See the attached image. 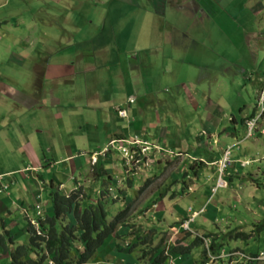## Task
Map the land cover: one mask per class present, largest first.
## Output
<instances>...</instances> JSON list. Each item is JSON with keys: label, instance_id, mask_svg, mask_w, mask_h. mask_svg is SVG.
Instances as JSON below:
<instances>
[{"label": "rangeland", "instance_id": "374dc122", "mask_svg": "<svg viewBox=\"0 0 264 264\" xmlns=\"http://www.w3.org/2000/svg\"><path fill=\"white\" fill-rule=\"evenodd\" d=\"M111 1L0 0V87H5L0 93L20 101L23 112L35 114L22 122L32 144L28 150L36 147L46 158L40 169L47 179L43 187L53 175L62 181L58 188L64 194L78 187L84 196L88 188L95 191L102 185L110 192L108 200L100 190L89 193L90 200L101 198L111 216L128 206L118 239L140 254L139 246L147 250L160 240L172 244L183 237L180 244L192 242L196 233L181 236L174 229L190 216L189 207L198 211L203 205V213L191 223L193 230L214 235L211 240L218 237L226 251L237 245L245 252L264 253V116L251 137H245L244 124V118L261 112L257 103L264 90V0H123L132 6L120 8L122 0H116L119 37L112 28L98 33L102 52L75 66L84 56L69 52L66 57L67 51L90 48L88 18L96 24L115 9ZM159 3L165 12L160 21L152 16ZM70 65L75 67L73 78ZM8 85L20 87L22 99L16 91L6 92ZM81 99L84 105L71 103ZM121 106L126 115L117 118ZM5 112L0 124L11 129L16 104L9 103ZM208 124L215 126V136L207 135ZM14 141L0 140V165L6 166L0 173L13 170L6 169L9 164L23 169L30 161L24 152L12 154ZM237 142L229 155L234 161L225 162L223 155L220 167L210 163L212 156L221 157ZM98 151L90 159L84 156L87 163L80 178L73 174L70 153ZM97 157L98 170L109 183L95 181L92 164ZM244 160L251 163L242 167ZM222 168L228 184L215 190ZM18 181L26 191V183ZM14 189L23 205L32 202L29 194ZM42 191L38 201L44 211L50 201ZM200 197L201 202H195ZM67 218L72 222L70 215ZM26 235L16 243L28 244ZM137 236H148L147 242H138ZM209 244L210 239L203 241L192 257L184 255L187 264L197 262ZM175 263L168 258L167 264Z\"/></svg>", "mask_w": 264, "mask_h": 264}, {"label": "crops", "instance_id": "0c3cea01", "mask_svg": "<svg viewBox=\"0 0 264 264\" xmlns=\"http://www.w3.org/2000/svg\"><path fill=\"white\" fill-rule=\"evenodd\" d=\"M120 1V0H117ZM131 1H123L121 3H119L117 6L123 7L124 5H128L130 4L132 6V4L130 3ZM160 2V1H159ZM100 3H103L100 1ZM111 3L114 5L113 8L115 7V9L113 11H109L107 12L106 16L104 15L101 16L102 21H104L105 23L102 25L101 22H99V19L97 21V23L95 24V20L91 21L90 18H88V26L91 27V33H92V41H90V48L87 46H85L86 51L85 52H81L80 50L75 49L74 51H67L66 57L68 56V53L71 52L72 54H78V53H82V55L84 56L82 59H80L78 61V63L76 62L77 65L75 66H80V61L83 62H87L89 61L91 58L94 57V55H96V53L99 54V52H102V48L98 45V43L96 42V38H97V34L98 33H103L104 31H108L112 28L111 32L113 33L114 30H116V34L119 37L118 31H119V24H120V19H119V14H120V10L119 8H116V0H112ZM160 3L157 6L158 9H154V14L152 15L154 18H156L157 20H161L163 17H165V12L162 11L160 8ZM97 17V16H96ZM94 18V17H93ZM98 18V17H97ZM108 18V22L107 19ZM148 19H144V23L143 26L145 25V27L147 28ZM133 24L135 23L132 22ZM98 25V27H97ZM159 31V30H157ZM147 33V32H146ZM145 33V34H146ZM114 35H115V31H114ZM84 39V38H83ZM138 39H141L138 37ZM88 41V40H86ZM87 44V42H86ZM71 54V55H72ZM71 68V72L72 74L70 75V78H73L75 75V67H72L70 65ZM1 81V80H0ZM5 81V80H4ZM74 83V82H73ZM71 88H74V85L71 83L70 85ZM0 88H4L5 87H0ZM16 91L21 99H22V94H20L22 92V89L19 87H16V90H14L10 85H8L6 87V92L7 91ZM1 92V91H0ZM22 95V96H21ZM0 120H4L5 119V110L9 107V103L10 105L12 103L16 104V112L15 116H13V119L16 120V123H14L13 127L11 129L5 127L4 125L0 124V140H6V144L9 143V138H12L14 140L15 138V144L13 145L15 147V149H12V154L14 151H16L17 153H19L20 155L23 154V152L25 153V157L28 155L30 161H28V163H26L24 165L23 169H15L17 167H14L16 165H14L12 167V164H9V167L6 169H12L11 171L9 170H4L3 172L0 173V188L1 187H6L5 190H1L0 192V235L3 232H8V235L12 238V242L14 244H18L16 243L15 240H17V238L21 235H25L27 234V226H28V220L29 218H27V216L25 215L24 212V208L27 209L28 207L32 210V206L35 202H37L38 204H40V201H38V196L40 195L39 189L43 190L42 192L48 195V191H50L51 187L47 188V187H43L44 184H46V178L44 177L43 174L40 173V169L43 166L42 161H45V159H43L41 157V152L36 151V147H34V150H28V147H32V144L30 142V139H27L25 136V129H24V122H22V120L26 119L27 115H35L32 112H23L22 110H20V107H22V105L20 104V101L16 100H11L9 98V96L5 95V94H1L0 93ZM22 101V100H21ZM18 102V103H17ZM75 101H71L72 104L74 105H84L86 102L84 101V99H81L80 101H78L77 103H74ZM116 113V112H115ZM116 117L118 118V116L116 115ZM1 123V121H0ZM22 126V128H21ZM208 131H211L210 133L208 132L207 135L210 136H215L216 135V131H215V126L208 124ZM22 129V133L21 132ZM39 129L44 130L43 128H38V127H34L35 131H38ZM40 132V130L38 131ZM205 134V133H204ZM21 137V141L16 139V137ZM39 145V144H38ZM238 146V142L233 146L228 147L227 149H229L231 151V149L233 147ZM27 153V154H26ZM87 155L88 159L91 158V153L89 154H85V153H77L72 155V153L69 154V158H71L72 163H73V168H75V170H73V174H78V178H80V174L81 172H83V169L87 163V160H84V156ZM223 155V154H222ZM221 155V157H222ZM204 158H209V154L205 153L202 155ZM220 156L215 157L212 156V159L210 161V163L212 165H217L218 166V162L221 159ZM240 158V157H237ZM240 159H235V161H238ZM32 161V162H31ZM34 161V162H33ZM54 161V160H52ZM89 161V160H88ZM253 161V160H252ZM84 162V163H83ZM50 163V161L48 162ZM53 165V164H52ZM247 166V165H246ZM0 167H6L4 164H1ZM34 167V168H33ZM53 175L52 173L49 174L48 176ZM11 176V177H10ZM16 176V177H13ZM6 177H9L8 179H6ZM18 177L21 179L22 182L26 183V191H24L21 186L18 184ZM57 177H55L54 175L49 177V179L51 180V182L53 183V189H59L58 188V184H62L61 182H57L55 179ZM27 180L31 181V184H27ZM48 180V181H50ZM55 184V186H54ZM9 188V189H8ZM20 189L23 192L29 194L32 198V202L28 205H23V202L19 199H15L17 191L14 189ZM38 188V189H36ZM46 201L49 199L45 198ZM195 202H201V197L198 200H195ZM50 203L48 204V206L45 208V210L42 211V217L40 219H43L44 217H50L52 215L51 213V207H49ZM41 206V204H40ZM42 208V207H41ZM27 210L28 213L31 214V216L36 215L35 214V210ZM217 210V209H216ZM215 210V213L212 215L213 218L215 219L217 216V211ZM210 213H212V209L208 211V214L210 215ZM181 217L182 214H181ZM22 221H25L23 223H21ZM73 222V220H72ZM21 223V224H20ZM26 223V224H25ZM19 228V229H18ZM26 238L28 240V235H26ZM7 241L5 240L4 243H6ZM125 243V241H123L122 239H113L112 241L107 240L104 244L101 245V247L98 249L97 251V255L94 259H92L90 262L86 263V264H154L151 262V260H149L147 257H143L144 259H138L140 257V252L138 248H125L124 245H122ZM29 244V242H28ZM110 244V245H109ZM167 245V243H164V245ZM170 244V243H169ZM26 245V244H25ZM237 246V245H236ZM12 247H9V249H11ZM2 247H0V264H6L8 262V258L5 257V255L2 253ZM194 254V253H193ZM190 256V254H188ZM182 256V257H181ZM181 256H177L176 254H174V256L169 257L170 259H173L176 263L175 264H187V262L185 261L184 255ZM192 257V256H190ZM178 259V261L176 260ZM168 259L165 261V263L167 264ZM163 263V264H165ZM73 264V263H72Z\"/></svg>", "mask_w": 264, "mask_h": 264}, {"label": "trees", "instance_id": "16d2710c", "mask_svg": "<svg viewBox=\"0 0 264 264\" xmlns=\"http://www.w3.org/2000/svg\"><path fill=\"white\" fill-rule=\"evenodd\" d=\"M99 164L98 157L92 165L95 181L99 185L101 182L105 184V181L109 183V179H105L103 172L98 170ZM126 184L127 186L131 185L129 182ZM48 185L51 187L48 191V197L52 215L38 220V231L41 234H37L36 229L29 224L27 226L29 244L15 245L11 251L7 249V245L12 244V238L8 235V232H3L0 235V246L3 248L4 254L8 253L9 257L7 264H45L48 258L54 264L67 263L72 253L70 240H79L83 244L79 256L72 257L75 264H86L96 257L102 244L107 240L112 241L119 237L117 229L126 217L128 206L116 215L111 216L109 211L105 210V202L108 200L107 196L110 192H104L102 185L98 186L96 190H100L102 195H106L105 202L101 198L90 200L89 193L96 192L93 189L88 188L89 192L82 196V191H78L80 189L78 187L69 194H64L53 189L51 180ZM67 215L71 216L73 222L67 218ZM64 218L65 220H63ZM203 236L206 237V234ZM137 238H139L137 241L142 243L147 242L148 236H137ZM5 240L6 243H4ZM149 242L152 243L150 235ZM161 242L162 240L153 248L149 247L147 250L142 248L141 255L148 257L154 264H162L166 256L163 254L165 247L161 246ZM133 243H136V241H133ZM199 244H201V239L196 237L190 245L169 246L167 252L169 254L186 255L192 251L194 246ZM217 245L220 246L221 243L217 242ZM215 247L213 243L211 248L214 249ZM158 249L160 250L157 252Z\"/></svg>", "mask_w": 264, "mask_h": 264}, {"label": "clouds", "instance_id": "9594fccd", "mask_svg": "<svg viewBox=\"0 0 264 264\" xmlns=\"http://www.w3.org/2000/svg\"><path fill=\"white\" fill-rule=\"evenodd\" d=\"M63 17V16H62ZM64 18V17H63ZM70 54H72V53H70ZM264 82V81H263ZM128 102H132L131 101V97H129L128 98ZM260 102V103H259ZM124 105V104H123ZM124 106H128V104H127V101H126V104L124 105ZM257 107H259L260 108V110H261V112H260V114H259V116L258 117H255V118H253V117H246V118H244L245 120H244V124H245V126H246V130H247V133H246V136L245 137H251L252 136V134H253V131L256 129V128H258L259 127V120L264 116L263 114H264V90H260V93H259V97H258V103H257ZM126 109L124 108V107H120V108H117L116 109V115L118 116V118H124L125 117V115H126ZM250 120H255V127H254V129L251 131V134L250 135H248V125H247V122L248 121H250ZM263 132H264V128H262L261 130H260V135H262V136H264V134H263ZM110 141H108V145L110 144L109 143ZM228 152V154H227V159L225 160V162H229V161H234V160H229V155H230V150L229 149H225L224 151H223V155L225 156V152ZM100 151H98V152H90V153H93L94 155L95 154H98ZM223 155H222V159H223ZM98 158V157H97ZM97 160V159H96ZM243 161V160H242ZM242 161H240L241 162V165H242V167H245L246 165H249L250 163H251V161H248V160H244V163L242 162ZM236 162V161H235ZM95 163V162H94ZM93 163V164H94ZM222 162L219 160V162H218V165L219 164H221ZM92 164V165H93ZM219 167H220V165H219ZM219 170V172H218V177L216 178L217 179V184H216V189L215 190H217L218 188H221V187H224V186H226L227 184H228V182H227V180H225L224 178H223V173H224V169L222 168V169H218ZM222 183H224V185L223 186H220L219 184H222ZM59 186H61L62 187V184H59ZM47 188H49V186L47 187ZM6 189V187H1L0 188V192H1V190H5ZM54 190H57V189H54ZM58 191H59V189H58ZM162 193V192H161ZM163 194V193H162ZM161 194V195H162ZM161 195H160V197H161ZM127 206V205H126ZM33 208H32V210H35V216L34 217H32V218H30V216H29V213L27 212V208H24V212H25V215L27 216V218H29V224L30 225H32L35 229H36V231H37V234H41L39 231H38V220L42 217V214H41V211H40V204H38L37 202H35L34 204H33V206H32ZM203 208H204V205L202 206ZM206 207V206H205ZM124 208H125V205H124ZM202 208V209H203ZM202 209H199L198 211H195V210H193L191 207H189L188 209H187V213H190V216H185L184 218H183V221H181V222H179L177 225H176V227H175V229H174V234H179V232L181 233V236H183V234H187V233H189V234H192V233H196L194 236V240H195V238L196 237H198L199 239H201V244H199V245H197V246H194V248L192 249V251L191 252H189L188 254H191V253H193V251L195 250V247H200L202 244H203V241H206V240H209L210 239V244L209 245H206V249H203L202 250V253H200V258H198V260L196 259L195 261H197V262H193L192 264H264V253L263 252H259V253H257V254H253V253H250V252H245L244 251V249H242V248H240V247H238V246H233L232 248H230L229 250H225V249H222L224 246L222 245H217V242L219 243V241H218V237L216 238L215 237V239L216 240H214V239H212L211 240V236H213L214 237V235H210V234H206V237H204L203 235L204 234H200V233H198L196 230H193L192 229V227H191V223L194 221V219H195V217L196 216H198V215H200V214H202L203 212H202ZM29 210H31V209H29ZM31 210V211H32ZM123 210V209H122ZM120 211V210H119ZM118 211V212H119ZM28 224V225H29ZM259 225V224H258ZM117 232H118V229H117ZM28 234V233H27ZM119 234V233H118ZM183 237H181L180 239H177V240H175L172 244H163V240H162V245L161 246H164L165 247V251L163 252V254L166 256V259H165V261L169 258V257H171V256H174V254H169L168 252H167V248L169 247V246H174V245H182V246H186V245H190L192 242H194V240H192V242H189V243H186V244H183V243H181L180 244V240L182 239ZM214 241V242H213ZM28 242H29V240H28ZM74 243H80L79 245H78V247H75L74 246ZM214 243V247H215V245H216V247L213 249V248H211V245ZM69 244H70V248H71V250H72V253H71V257L69 258V260H68V262L67 263H64V264H75V262H74V260H73V258L72 257H74V256H79V254H80V252L82 251V249H83V244H82V242H80L79 240H70L69 241ZM135 244V243H134ZM15 245H18V244H14L13 242H12V244H8L7 245V249H8V251H11L12 249H13V247L15 246ZM22 245H25V244H22ZM26 245H28V244H26ZM133 245V244H132ZM136 246H138V245H136ZM1 247V246H0ZM9 247H12L11 249H9ZM141 249L142 248H145V246H143L142 247V245L141 246H139ZM129 249H131L130 247H129ZM160 249H158L157 250V252L159 251ZM2 251H3V248H2ZM3 254H4V252H2ZM177 256H181V255H179V254H177V253H175ZM5 255V257L6 258H8V262H9V257H8V253H6V254H4ZM187 255V254H186ZM75 257V258H76ZM138 259H144L143 258V256L140 254V257L138 258ZM149 259V258H148ZM150 260V259H149ZM165 261L163 262V263H165ZM7 262V263H8ZM6 263V264H7ZM162 263V264H163ZM45 264H54L53 263V261L52 260H50L49 258L46 260V262H45Z\"/></svg>", "mask_w": 264, "mask_h": 264}, {"label": "built area", "instance_id": "2783aa9c", "mask_svg": "<svg viewBox=\"0 0 264 264\" xmlns=\"http://www.w3.org/2000/svg\"><path fill=\"white\" fill-rule=\"evenodd\" d=\"M247 125H248V135H250L251 134V131L254 129V127H255V120H250V121H248L247 122ZM263 134H264V132H263ZM227 154H228V152L226 151L225 152V156H224V160H226L227 159Z\"/></svg>", "mask_w": 264, "mask_h": 264}]
</instances>
